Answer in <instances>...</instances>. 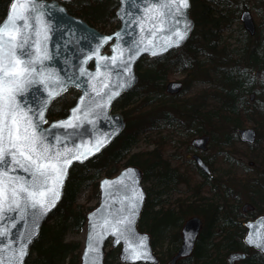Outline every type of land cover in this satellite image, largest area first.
<instances>
[{
	"label": "trees",
	"instance_id": "16d2710c",
	"mask_svg": "<svg viewBox=\"0 0 264 264\" xmlns=\"http://www.w3.org/2000/svg\"><path fill=\"white\" fill-rule=\"evenodd\" d=\"M60 1L69 12L102 31L110 32L120 25L115 13L119 0ZM9 2L0 0V20ZM245 8L258 14L255 35L240 22V12ZM191 14L195 26L184 45L160 57L144 56L137 62L138 83L113 103V110L122 111L126 118L125 128L100 153L73 164L63 197L44 222L26 264H79L81 243L67 240L65 236L69 231H81L92 206L82 207L78 194L92 183L98 197L101 173L112 176L128 164L142 168L144 182L151 179L156 182V189L147 188L148 198L140 227L152 234L155 248L160 241L171 237L168 240L173 246L168 248L167 259L178 249L179 228L186 218L197 214L202 217L204 226L195 249L176 264H228V256L234 251L246 253V257L235 264H264V254L248 248L243 241L246 215L240 208V190H236V185L246 187L247 196L256 205L252 216L264 213V157L255 150L260 139L253 146V153L261 158L260 171L248 172L242 178L226 170L229 179L226 186L218 180L212 182L200 170L203 180L199 183L192 180L191 175L172 165L158 146L133 151L141 134L166 126L185 128L189 135L210 132L212 142L222 147L234 146L239 139L238 128L254 121L260 138H264V85H259L261 82L254 74L255 70L264 68V0H191ZM234 32L236 36L231 43ZM171 71L183 76L184 87L180 93L166 92ZM192 87L196 89L188 94ZM70 92L74 95L69 97L68 91L52 102L49 119L68 113L79 94L75 88ZM252 92H255L253 100L250 99ZM205 160L212 163L208 158ZM182 182L192 190L189 195L174 203L169 202V197L162 198L170 188ZM153 192L156 193L154 197ZM116 251L119 252V248L107 251L105 264H122ZM160 261L163 264L161 255Z\"/></svg>",
	"mask_w": 264,
	"mask_h": 264
},
{
	"label": "water",
	"instance_id": "95a60500",
	"mask_svg": "<svg viewBox=\"0 0 264 264\" xmlns=\"http://www.w3.org/2000/svg\"><path fill=\"white\" fill-rule=\"evenodd\" d=\"M19 2L27 4L28 0ZM10 3L0 24L5 22ZM178 3L179 0L168 12L157 0H119L116 15L120 25L112 32H103L83 17L70 13L59 0H32L34 7L28 14L30 27L22 29L30 37L27 50L34 53L41 49L48 58L36 65L43 73L38 79L43 82L32 84L18 100L26 105L25 110L36 111L43 107L46 123L40 126L39 133L46 146L53 151H68L70 159L73 154L80 155L82 159H72L66 166L62 185L56 186L58 198L49 204L46 212L41 214L42 209L21 204L18 210H7L0 216V264H26L43 223L63 197L71 166L95 156L123 130L125 118L121 112H113L112 106L121 94L138 82L136 63L143 56L160 57L186 43L195 26L190 12L191 0H187L188 7L176 14ZM240 21L251 35L256 33V22L250 9L240 13ZM18 24L23 25L24 21H18ZM177 31L184 34L183 39H178ZM255 75L264 80V69L256 70ZM182 86V81L170 80L166 89L169 93H178ZM71 87L80 91L75 103L65 116L49 121L48 110L53 100ZM68 120L74 127L58 123ZM239 134L248 143L256 140L254 127H242ZM207 141L206 135L196 136L192 144L205 149ZM194 158L199 167L211 173L200 154H195ZM0 172L4 174L6 189L12 186L7 183L9 179L17 183L31 179L29 173L14 164L0 166ZM142 180L143 171L137 165H127L118 174L99 180V202L86 215V236L80 264H105L108 242L112 246H120L119 260L122 263H159L151 234L138 226L147 200ZM4 207L8 209L7 202ZM120 220L126 223L119 224ZM201 225L198 215L185 220L181 228V244L167 264H175L180 257L192 253ZM244 226L247 229L243 237L245 244L264 254V249L255 246L264 241V214L246 220ZM117 231L120 236L116 235ZM249 236L253 243H249ZM22 245L25 254L17 260L14 252L18 253ZM137 253L141 254L139 259L135 258ZM245 256L243 252H233L229 262Z\"/></svg>",
	"mask_w": 264,
	"mask_h": 264
},
{
	"label": "snow or ice",
	"instance_id": "6c2138e0",
	"mask_svg": "<svg viewBox=\"0 0 264 264\" xmlns=\"http://www.w3.org/2000/svg\"><path fill=\"white\" fill-rule=\"evenodd\" d=\"M157 3L171 12L177 0H157ZM32 7V0H28L27 4L11 0L5 22L0 24V166L14 164L31 177L30 181L19 183L9 179L7 183L12 186L6 189L4 174L0 172V216L7 210H18L21 204L32 209H42L41 214L46 212L49 204L58 198L56 186L62 185L66 166L71 164L72 159H82L80 155L74 154L70 159L68 151H53L46 146L39 133L40 126L46 123L43 107L36 111L30 108L25 110L26 105L18 100L32 84L43 82L38 79L43 73L38 71L36 65L48 58L41 49L34 53L27 50L30 37L22 29L30 27L28 14ZM186 7L187 0H179L176 14ZM18 21H24V24L19 25ZM175 34L178 39L184 38V34L179 31ZM112 59L115 60V57ZM58 123L64 127H74L71 120ZM6 202L8 209L4 207ZM118 223L124 224L126 221L120 220ZM116 235L120 236L121 233L117 231ZM248 240L253 243L251 236ZM255 246L264 249V241ZM24 254L22 245L18 253L14 252V258L18 260ZM140 255L137 253L135 258L139 259Z\"/></svg>",
	"mask_w": 264,
	"mask_h": 264
},
{
	"label": "rangeland",
	"instance_id": "374dc122",
	"mask_svg": "<svg viewBox=\"0 0 264 264\" xmlns=\"http://www.w3.org/2000/svg\"><path fill=\"white\" fill-rule=\"evenodd\" d=\"M253 12V11H252ZM253 15L255 19L258 20V14L253 12ZM236 36V33H232V38L230 39L231 43H234V39ZM183 76L180 72L171 71L169 75V80H182ZM195 87L190 88V91L188 94L195 90ZM68 96L71 97L72 92L69 90ZM72 94V95H71ZM184 96V95H183ZM254 124V121H249V123L246 124V126H250ZM149 133L144 132L140 135L139 141L137 142L136 146L134 147L133 151H141L146 149H151L154 146H158L160 151L163 153L164 157L169 159L172 163V165L179 167L181 171L184 170L187 174L191 175L192 180L197 181L202 179L199 176L195 177V170H194V164L191 162V148L190 141L192 140V137L194 135H189L187 130L185 128H176L174 126H166L163 129L160 130H152L149 129ZM220 136V133H219ZM218 147L216 145H210L208 152L206 153L210 159H212L216 165L218 166V170H216V176L222 175V172L225 168H229V170L235 171V175L241 174L245 169L246 165H252L257 166L255 162H257L259 159L258 157H255L250 148L246 146L244 142L237 141L234 146H227L224 147L222 150V153H226L227 156L231 155L232 157H235L237 160H240L242 163L239 164H231L225 159V155L221 153H217ZM252 152H251V151ZM256 151H259L262 153L264 157V142H260L259 145L255 147ZM254 161V162H253ZM252 162V163H250ZM259 164V163H258ZM104 176V173H101V177ZM199 182V181H198ZM156 185V182L154 179H151L150 181H145L146 188L154 187ZM156 189V187H154ZM191 189H189L188 184L182 182L175 185L174 188H170L168 193L162 195V198L169 197V202H176V200H179V198L183 196L189 195ZM236 190H240V186L236 185ZM245 190V189H244ZM99 191V190H98ZM155 192H153L152 197L155 196ZM78 202L81 204L82 207L86 208L89 206H94L97 201L98 197L96 196V188L92 183H89L87 186L81 189V191L78 194ZM219 199V197H217ZM216 199V200H217ZM221 200V199H219ZM179 231H181V228H179ZM86 236V228L83 227L81 231H69L66 233L65 238L67 240H73V241H79L81 243L80 247V253L83 249V244ZM168 238V237H167ZM171 237L168 239L170 240ZM166 239L165 241H160L159 245L156 247V251L164 257L163 264H166L167 262V252L169 246H173L172 242L169 243V240ZM112 248L111 244L108 246V250ZM118 254V251H116ZM127 264V263H122Z\"/></svg>",
	"mask_w": 264,
	"mask_h": 264
},
{
	"label": "flooded vegetation",
	"instance_id": "af4514ba",
	"mask_svg": "<svg viewBox=\"0 0 264 264\" xmlns=\"http://www.w3.org/2000/svg\"><path fill=\"white\" fill-rule=\"evenodd\" d=\"M257 80H258V79H257ZM258 81L261 82L259 85H264V80H262V81H261V80H258ZM244 126H246V124H245ZM241 127H243V126H241ZM241 127H239V128H241ZM250 127H254L255 130H256V140H255V142L251 144V143H248V142H246V141H243V140L239 137V139L236 140L234 143H236L237 141L244 142L248 148H250L251 150H253V149H254L253 146L257 143L258 139H260V142H261V141L264 142V138H260V136H259V130L256 128V126H254V125L252 124V125H250ZM202 135H206V136H208L207 146H206L205 149L198 148V147L194 146V145L192 144V140L190 141V146H189V147L191 148V150H192V152H191V157H190L191 159H190V160H191V162L194 164V170H195L194 174H195V177H196V176H199V177L202 178L201 173H199V170H200L203 174L209 176L212 182L218 180V181H219V184H221V185H225V186H226V182L229 181V179L226 177L227 174H225V172H226V170H229V168H225V169L223 170V172H222V175L216 176V170H218V166H217L216 163H215L212 159H210L209 156L206 154V153L208 152V149H209L210 145H215V144L212 142V136H211V133L206 131V132H203V133H201V134H194V136L192 137V139H193L194 137H196V136H202ZM259 144H260V143H259ZM216 146L218 147V149H217V153H221V154L225 155V159H226L228 162L232 163L231 161H233V163H237V164L242 163L240 160H237L235 157H232L231 155H228V156H227L226 153H222V152H223L222 149H223L224 147H227V146H224V145H223L222 147H220L219 145H216ZM229 146H232V145H229ZM251 150H250V151H251ZM251 152H252V151H251ZM260 153H261V152H260ZM195 154H200L204 159H205V158H208L209 160L212 161L211 164L208 163V165H209V167H210V169H211V173H210V174L205 173V172H204V171L198 166V164L196 163V160H195V158H194V155H195ZM252 154H253L255 157L260 158V156H259L258 154H255V153H253V152H252ZM261 155H262V153H261ZM227 157H228L229 159H227ZM261 157H262V156H261ZM253 162H254V161H253ZM258 162H259V160H258L257 162H255V163L257 164V166L246 165V169H245L241 174H239L238 176H241V177L243 178V177H246V176L248 175V172H251L252 174H254V173H256L257 171H260L259 168H258ZM250 163H252V162H250ZM232 173L234 174L235 171H232ZM220 177H221V178H220ZM196 178H197V177H196ZM218 178H219V179H218ZM197 179H198V178H197ZM202 180H203V178L200 179V180H197L196 182H198V181L200 182V181H202ZM199 182H198V183H199ZM239 186H240V194H241V196H242V201H241V204H240V208H241L242 213L246 215V216L243 218V223H244L246 220L254 219L258 214H257L256 216H252V213H253L254 209L256 208V205H255V203H254V202H253V201L247 196L248 191H247L246 187L243 186L242 184H240ZM244 189H245V190H244ZM140 228H141V227H140ZM141 229H143V228H141Z\"/></svg>",
	"mask_w": 264,
	"mask_h": 264
}]
</instances>
